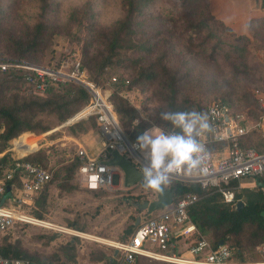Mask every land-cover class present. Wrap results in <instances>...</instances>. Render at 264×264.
Wrapping results in <instances>:
<instances>
[{
  "label": "rangeland",
  "instance_id": "1",
  "mask_svg": "<svg viewBox=\"0 0 264 264\" xmlns=\"http://www.w3.org/2000/svg\"><path fill=\"white\" fill-rule=\"evenodd\" d=\"M44 1L42 4L40 0H0V57H9L8 39L21 36L28 32L37 21H43L48 25L47 35L42 43V49L36 51L30 60L44 64L52 63L63 55L78 58L85 41H83V31H75L74 24L69 22V12L83 8L85 3H89L98 27L111 25L123 13L120 0ZM146 11L148 14L143 15V29L150 35L157 29L164 31L161 34L163 38L158 41L159 47L147 58V61L154 60L156 55L164 50L167 52V59L163 62V66L166 73L177 72L175 75L179 79L177 103L180 107H186V111L203 112L209 103L221 101L224 98L236 110L254 108V92L264 91V10L259 16L253 18L259 20H251L247 23L244 33L233 32V35L226 33L219 25L208 19L204 0H150ZM190 23L197 25L196 30L191 29ZM238 35H242L243 38L236 37ZM135 73L134 70H108L100 83H93L102 94L107 95L108 100V95L113 89L110 77L129 79ZM84 74L91 81L86 71ZM164 80L168 79L162 73L160 75L158 73L155 80L144 82L122 95L132 105L138 119L157 122L155 124L159 126L153 127L169 131L172 129H164V120L160 118V113L166 109L165 90L161 87ZM2 81L4 80L0 75V84ZM3 83L0 87L2 102L9 103L15 94H23L22 87L17 89L15 83ZM108 102L111 104L109 100ZM115 116L117 119L116 113ZM90 119L92 118L80 120L85 131L74 127L72 130L74 140L68 136L72 135L69 127L74 126L75 123L61 126L65 120L58 124L54 123L51 129L57 128L44 136L41 135L42 133L38 135L31 133L34 137L40 138L36 139L35 149L26 155L42 149L45 153L44 163L50 169L52 181L47 187L43 209H39L33 203L23 204L21 208L33 216H35L34 211H39L40 218L53 225L98 237L102 234L107 236L105 239L119 241L118 235L125 224L132 223L133 217L138 215L141 220L143 219L144 212L134 208L129 198V194L137 193L139 189L122 188L119 186L121 184H117L105 189L102 196L94 197L83 190L84 187L78 181L76 173L71 181V184L77 186L76 190L59 192L57 188L65 182H62L63 174L55 173L54 169L60 165L61 161L75 155L77 146H80L77 140L81 134L89 131L91 121L94 122L97 130L95 121ZM11 146L10 140L6 149L12 156L17 157L11 150ZM86 151L89 152V145L86 146ZM254 179L243 177L239 180L236 192L239 193V201L242 203L247 197L245 192L258 191L254 186ZM147 195L150 199L154 198V194L150 192ZM51 233H55L56 238L46 246L35 238ZM4 236L10 241L19 240L22 246L30 251L42 253L50 252L58 243L76 237L79 240V246L75 264H89L86 257L89 243L108 246L90 236L89 238L78 237L31 225L15 226L0 238ZM135 260L137 264H168L143 256H137Z\"/></svg>",
  "mask_w": 264,
  "mask_h": 264
},
{
  "label": "trees",
  "instance_id": "2",
  "mask_svg": "<svg viewBox=\"0 0 264 264\" xmlns=\"http://www.w3.org/2000/svg\"><path fill=\"white\" fill-rule=\"evenodd\" d=\"M40 1L42 4L45 2L44 0ZM149 1L120 0L123 11L122 16L107 27H98L96 25L89 3H85L83 8L73 9L68 14V20L71 24H74L75 31H83L85 44L79 51L78 58L81 63V69L87 72L91 82L100 83L104 73L108 70L136 71L129 79L114 76L116 80L112 81L113 89L108 95V100L117 115L120 128L124 131L129 141H136L137 137L145 130L154 125H159L155 124L157 122L138 119L136 111L122 93L144 82L155 80L158 77V73L159 75L162 73L168 79L167 81L164 80V84H161V87L165 90V111H186V107H180L177 103L179 93L177 87L179 79L175 77L177 72L166 73V69L163 66V62L167 59V52L164 50L159 55H156L157 57L154 60L147 61V58L154 54L156 48L159 47L158 41L163 38L161 34L164 32L157 29L150 35L148 31L143 29V15L148 14L146 7ZM204 1L208 19L219 25L226 33L233 35L234 31L231 28L214 18L210 13L208 0ZM259 7L264 8V1L259 3ZM251 20L257 21L259 19L250 18L245 25L248 26L247 23ZM190 27L196 30L197 25L190 23ZM47 28L48 25L46 23L37 21L28 32L8 39L7 53L9 57L30 60L36 51L42 49V43L47 35ZM241 36L238 35L236 37L239 38ZM154 38L156 39L153 40ZM62 57L52 63L44 64H57ZM0 75L4 80L0 87L4 84L3 82L15 83L17 89L22 87L23 90L22 95L15 94L9 103H4L0 100L1 177L13 165L14 161L18 160L6 149L10 140L12 141L11 150L17 156L25 155L20 160L36 162L45 166V153L42 149L26 155L36 147V142L33 140L35 137L31 133L36 135L43 134L51 129L54 123H61L83 107L88 101L89 95L84 88L73 82L52 85L41 95L27 93L29 84L25 79L26 72L22 70H7L0 71ZM221 101L228 103L224 98ZM91 122L89 126L95 128L94 122ZM82 126L83 123L81 121L79 123L76 122L74 126H70L69 129H71L72 136L74 135L72 133L74 127L85 131ZM163 128L169 130L172 129V126L169 122L164 121ZM226 146L227 144L224 142L210 143L209 149L210 151H220ZM241 146H253L260 151L264 148V137L253 130L241 137ZM80 163L81 161L76 156H73L70 159L61 161L60 165L54 169L55 173L63 174L62 182H65L57 186L59 192H72V190L77 189V186L71 184V181ZM257 179L264 182L262 176ZM51 181L52 176H50L47 183L32 201L39 209L44 208L47 187ZM8 183H18L17 174H14L10 180L6 181V185ZM138 186L139 190L137 193L129 194L132 203L148 199V192L154 194L151 190H145L143 183ZM167 188L172 193V204L186 192H192L198 196V200L188 209L189 218L197 231L212 247L217 246L218 242L222 241V244L231 251V259L236 261H260L264 259V256L259 255L255 250L257 245H264V224L263 218L259 214L264 207V192L261 188L257 187L258 191L255 193L245 192L247 195L246 200L239 208H236V203L239 201V193L236 190L234 191L235 204L228 205L220 201L219 193L212 189H200L196 184L172 180ZM83 190L94 197H98L104 192L99 189L88 190L84 188ZM7 193L8 191L5 189L0 195V204L6 203ZM34 214L36 217H41L39 211H34ZM152 214L153 212L149 215L144 214L140 222L150 218ZM134 220L135 217H133L132 223L124 225L120 233V241H126L135 230L136 227L133 226ZM35 238L46 246L56 238V234H42ZM190 241L188 239L186 243ZM78 246L79 240L76 237H71L58 243L50 252L42 253L30 251L24 248L19 240L10 241L4 236L0 238V255L9 258H26L32 264H75ZM110 256L111 251L100 247L88 246L86 251L87 260L91 264H97V262H100L99 264H117L116 257L118 253L111 261H109ZM133 264H136V260Z\"/></svg>",
  "mask_w": 264,
  "mask_h": 264
},
{
  "label": "built area",
  "instance_id": "3",
  "mask_svg": "<svg viewBox=\"0 0 264 264\" xmlns=\"http://www.w3.org/2000/svg\"><path fill=\"white\" fill-rule=\"evenodd\" d=\"M7 70L26 72L25 79L29 84L27 93L41 95L50 86L65 82L80 85L88 93L89 98L85 105L61 124L71 125L80 120L93 118L102 138L104 145L96 155L89 156L81 146L76 148L74 156L81 161L76 176L84 188L98 190L114 186L113 180L118 168L104 164L112 149H117L129 158L140 171L144 159L137 153L136 141L127 139L117 122L107 95L102 94L97 85L86 78L77 57L64 55L57 64L51 65L21 58L0 57V71ZM110 79L116 80L114 76ZM253 98L255 101L253 109L236 110L219 100L212 101L206 106L203 112L209 117L212 131L199 138L208 153L203 173L196 176L177 174L172 180L196 184L204 190L212 189L219 193L220 201L233 205L236 202L234 191L239 187L241 178L263 176L264 148L259 151L253 146H241V137L253 130L264 137V91L256 90ZM220 142L226 143L227 146L220 151H210V143ZM22 157L17 156L18 160L14 161L0 177V195L6 186L9 187L6 203L0 204V236L10 232L15 226L23 225L64 232L61 228L67 227L53 225L21 208L23 204L32 203L51 176L49 167L20 160ZM14 174H17L18 183L6 185V181ZM197 200L198 196L195 193L186 192L174 204L157 210L150 218L140 222L126 241L105 243L119 252L117 264H132L137 256L154 258L168 264H264V259L233 260L231 251L224 244L212 247L189 218L188 209ZM188 239L191 241L186 243ZM255 250L264 256L263 244L257 245ZM0 264L32 263L26 258L0 255Z\"/></svg>",
  "mask_w": 264,
  "mask_h": 264
},
{
  "label": "clouds",
  "instance_id": "4",
  "mask_svg": "<svg viewBox=\"0 0 264 264\" xmlns=\"http://www.w3.org/2000/svg\"><path fill=\"white\" fill-rule=\"evenodd\" d=\"M160 118L169 122L172 130L164 131L159 127L145 130L135 144L144 159L140 169L143 187L153 192L169 186L177 174L196 176L203 173L208 153L199 138L212 131L204 112L162 111Z\"/></svg>",
  "mask_w": 264,
  "mask_h": 264
},
{
  "label": "crops",
  "instance_id": "5",
  "mask_svg": "<svg viewBox=\"0 0 264 264\" xmlns=\"http://www.w3.org/2000/svg\"><path fill=\"white\" fill-rule=\"evenodd\" d=\"M261 1H264V0H257V3H255V0H208V9L214 18L220 20L224 25L231 28L234 32L244 33L246 31V25H245L246 21L249 20L250 18L259 16L262 13V10H264V8L259 7V3ZM151 128H154V127H151ZM68 137L73 140L75 139L72 135ZM77 141L79 145L82 146L85 150H86V146L89 145V152L87 153L89 156L96 155L100 151V149L103 147V141H102L101 136L99 135L98 130L90 126H89V131H86L85 133L81 134V136L78 138ZM79 141H82V142H79ZM137 153L141 158H143V154L139 150L137 151ZM115 185L117 184L114 183V186ZM119 186H122V185H119ZM132 188H136L138 190L139 186L136 185V186H133ZM106 189H109V188H106ZM99 190L105 192V189H99ZM104 192L102 194H104ZM148 199L150 198L148 197ZM151 199H153V197ZM99 236L104 237V238L107 237L102 234H99ZM119 237H120V234L118 235V239ZM90 246L100 247L102 249L111 251V256L114 250V248L110 246L98 245L95 243H89V247ZM117 253H118V256L116 257V261L118 263L119 252ZM115 256H113V258ZM99 263L100 262H97V264ZM89 264H91V262H89Z\"/></svg>",
  "mask_w": 264,
  "mask_h": 264
},
{
  "label": "water",
  "instance_id": "6",
  "mask_svg": "<svg viewBox=\"0 0 264 264\" xmlns=\"http://www.w3.org/2000/svg\"><path fill=\"white\" fill-rule=\"evenodd\" d=\"M257 3V0H255ZM104 145V144H103ZM104 164L107 166H115L118 168V173L114 176V183L121 184L124 188H130L136 185H139L142 182V177L140 175V171L135 167V165L127 158L125 155L120 153L117 149L110 150L109 158L104 161ZM254 186L261 188L264 192V182L259 181L257 178L254 179ZM9 187L6 186V191H8ZM153 199H145L141 202H133V207L136 208L140 212H144V214H151L154 211L161 210L166 206L170 205L172 202V193L170 189L165 187L160 192H153ZM242 202L237 201L236 208L241 207ZM259 214L263 218L264 224V207L261 209ZM141 217L138 215L135 217L133 222V226H137L140 223ZM222 241L218 242V245H221ZM117 250H113L112 256L109 258L111 260L113 256H115Z\"/></svg>",
  "mask_w": 264,
  "mask_h": 264
},
{
  "label": "bare ground",
  "instance_id": "7",
  "mask_svg": "<svg viewBox=\"0 0 264 264\" xmlns=\"http://www.w3.org/2000/svg\"><path fill=\"white\" fill-rule=\"evenodd\" d=\"M57 128V127H56ZM56 128H53V129H50V130H48V131H46L45 133H43V134H41V135H46V134H48V133H50V132H52L53 130H55ZM37 138H40V137H35L33 140H34V142H36V139ZM46 225H49V224H46ZM62 230L61 231H64V232H66V233H70V234H76V235H78V236H80V237H84V238H89V236L91 237V238H93V239H95V240H97V241H99V242H104V243H112L110 240H108V239H105V238H102V237H98V236H93V235H89V234H87V233H83V232H75V230H73V229H69V228H61Z\"/></svg>",
  "mask_w": 264,
  "mask_h": 264
}]
</instances>
